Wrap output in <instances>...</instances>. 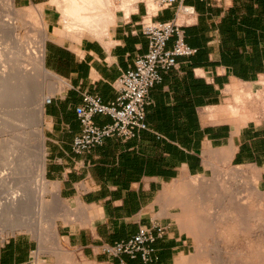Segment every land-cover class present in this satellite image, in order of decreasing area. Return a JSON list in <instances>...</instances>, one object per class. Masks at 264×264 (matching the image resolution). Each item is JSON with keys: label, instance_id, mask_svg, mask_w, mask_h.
Instances as JSON below:
<instances>
[{"label": "crops", "instance_id": "crops-1", "mask_svg": "<svg viewBox=\"0 0 264 264\" xmlns=\"http://www.w3.org/2000/svg\"><path fill=\"white\" fill-rule=\"evenodd\" d=\"M12 1L16 7L42 5L48 26L44 62L57 84L42 121L44 176L78 214L59 229L56 225L64 245L89 264H146L107 256L100 247L158 224L166 233L153 243L150 264H189L197 239L155 209L166 185L206 173L215 157L258 171L264 190V0H185L183 6L193 14L176 7L151 13L141 2L133 11L117 10L100 37L85 33L79 40L60 33L61 12L50 0ZM146 17L183 26L196 53L178 58V68L151 88L148 130L74 153L73 141L81 132L76 107L84 94L97 95L104 104L116 100L114 82L149 50L139 26ZM173 44L174 38L167 48ZM111 121L94 117L99 126ZM35 249L24 234L0 236V264H30ZM193 259L190 264H198Z\"/></svg>", "mask_w": 264, "mask_h": 264}, {"label": "rangeland", "instance_id": "rangeland-1", "mask_svg": "<svg viewBox=\"0 0 264 264\" xmlns=\"http://www.w3.org/2000/svg\"><path fill=\"white\" fill-rule=\"evenodd\" d=\"M6 1L0 0V16L13 15L19 25L21 44L23 42L24 45L0 40L3 45L2 48L0 46V76L6 80L0 84L4 86H0V178L8 176L7 184L0 186V201L18 192L27 198V204L21 215L26 224L16 228L0 225V230H3L0 236L19 233L33 239L36 249L30 264H89L77 251L64 245L56 226V235L50 232L51 220H55L59 229L63 222L74 220L78 214L69 210V206L73 205L60 195L56 201L51 192L56 184L47 181L49 186L44 190L40 189L37 180L35 182L36 164L31 154L32 145H35V128L30 123L32 99L16 81L19 65H26L31 70L34 67L32 71L35 73L36 64L32 58L38 49L39 32L46 30L48 36V26L35 15L36 6L40 5L15 6L16 11L11 14ZM56 1L60 3L58 9L62 17L67 1ZM61 1L65 5H61ZM73 1L69 0L73 10L68 21L75 27L90 26L96 30L95 36H99L103 26L110 21L109 15L117 10L131 11L141 2L148 4L151 13L158 9L157 0H125L124 4H127L123 7V0H79V4L90 5L92 10L77 7ZM98 1L104 3L100 6L101 10L97 7ZM108 9L110 13L106 12ZM88 16L92 17L93 24ZM45 68L48 70L46 65ZM39 79L43 88L41 96L46 101L54 95L56 82L50 77ZM40 127L43 129L42 122ZM259 178V172L248 166L231 165L225 158L214 157L206 173L166 185L155 209L158 214L168 215L182 223L186 231L195 236L198 264H264V190L259 188ZM254 184H257L258 190L253 187ZM56 244L60 250L54 248Z\"/></svg>", "mask_w": 264, "mask_h": 264}, {"label": "built area", "instance_id": "built-area-1", "mask_svg": "<svg viewBox=\"0 0 264 264\" xmlns=\"http://www.w3.org/2000/svg\"><path fill=\"white\" fill-rule=\"evenodd\" d=\"M185 0H157L158 7H176L177 12L186 8V13L193 14L190 7L183 6ZM208 3H220L222 0H203ZM141 32L149 39L148 52L138 57L134 66L124 71L114 82L117 98L111 104H104L97 95L84 94L82 103L75 109L81 126L80 134L74 139V153L87 152L101 145L107 138L117 137L122 140L135 138L141 131L148 130L146 109L152 103L150 90L163 80L164 73L178 68V58L190 57L196 49L186 43L183 26L175 21H154L149 17L139 23ZM174 38L172 48L168 42ZM49 97L45 105L50 103ZM96 115L111 118V123L99 126L94 122ZM165 228L154 224L152 228H142L129 239L114 244H103L100 252L111 257L127 256L141 259L150 264L155 260L152 246L162 239ZM119 264H124L120 260Z\"/></svg>", "mask_w": 264, "mask_h": 264}, {"label": "bare ground", "instance_id": "bare-ground-1", "mask_svg": "<svg viewBox=\"0 0 264 264\" xmlns=\"http://www.w3.org/2000/svg\"><path fill=\"white\" fill-rule=\"evenodd\" d=\"M66 1H65L66 5L64 4V2L62 3V1H61V5L62 4L65 5L64 8H65V12L66 13L62 11L63 12V15L61 17L62 27L60 26L61 27L60 33L65 34L64 36H66V35L72 36V38H74L76 40H79L85 33H93V34H95L94 32H96V30L95 29H91L90 26H86L85 28H80V27H77V26L75 27L72 22L68 21V16L70 15L71 11L73 10V8L71 7L72 8L71 9L70 6H72L73 4L71 2H69V0H66ZM6 2H7V7H8L9 12L11 14H13L12 12L16 11V8H15V6L13 4V1L12 0H7ZM56 2H57L56 0H50L49 4L55 5V6H57L59 8L60 6H58V5L60 3L57 4L58 2L57 3ZM73 2L76 4L77 7H80V8L83 7L85 9H91L92 10V7H90V5H87V4L86 5H81V4H79L80 3L79 0H75ZM104 2H106V1H104ZM124 3H125V0L122 1L121 7H123L124 5L126 6L127 2H126V4H124ZM70 4H72V5H70ZM103 4H104L103 1H98L97 7H99V9H100V6L101 7L104 6ZM151 4H152V6L154 5L153 3H151ZM106 5H108V4L106 3ZM35 9H36L34 11V12H36L35 15L37 14V16L42 20L43 19V15H42L43 7H42V5L41 6H36ZM105 9L107 10V8H105ZM186 11H187L186 8H182V10H181L182 13H186ZM106 12L110 13V10L108 9V11H106ZM114 15L115 14H110L109 15V20L112 21V19H114ZM88 18H89L90 23L93 24L92 17L88 16ZM102 20H103V18H102ZM100 25H101V23H100ZM18 27H19V25L17 23V20L13 17V15L12 16L4 15L3 17L0 16V40H1V38L2 39H6V40H11L12 43H14L15 45H22L23 42L21 44V40H20V37L18 35ZM39 33H40L39 34L40 41L38 42V49H37L36 55L33 56V58H32V59L35 60V64H36L35 65V73H33V71H32L34 69V67L31 70L26 65H19V67L16 68L17 69L16 70V81H17V84L22 87L24 92H27V91L29 92L28 96H29V98L31 97L30 99H32L31 101H32L33 107H32V109H30V123L35 128V130L33 131V135L35 136V138H34L35 145H32L33 149H32V153H31L33 155L34 159H35V164H36L35 165V170H34L35 171L34 172L35 173V175H34L35 178L34 179H35V182L37 180V184L39 185L40 189H44L45 190V189L48 188L49 184L47 183V180H46V178L44 176V172H45L44 133H43V129L40 126H41V122H42L43 117H44V102H46V101L42 98L43 96H41L43 88H42V83H40V79L39 78H42V77L43 78H49L50 77V78L54 79L55 82H56L55 83V88L53 87L54 89H56L57 79H56V76L51 71L47 70L45 68V65H44L45 41L47 39V31L43 30V31H41ZM96 36H98V35H96ZM6 40H4V41H6ZM0 46H1V43H0ZM2 46H1V48H2ZM17 47H19V46H17ZM1 48H0V50H1ZM3 48H5V47H3ZM3 50L5 51V49H2V51ZM16 57H17V55H16ZM17 66H18V64H17ZM4 75H5V73H4ZM4 75L2 74V76H4ZM4 77L7 78V76H4ZM0 79H1L0 80V84L2 83L1 81H4V82L6 81V80H3V77H1V76H0ZM263 81H264V79H263ZM260 85H261V83H260ZM0 86H2V85H0ZM2 87H4V86H2ZM28 92H27V94H28ZM6 178L8 179V176H4V177L0 178V186L7 184ZM256 185L257 184H254L253 187L256 190H258ZM51 192L53 193L54 198L56 199V201H58V199H59L58 188L56 186H54V188L51 190ZM26 201H27V198L23 194H20L18 192L13 193L12 195L9 194L8 197H6L3 201H0V225H3L4 227H12V228L14 227V228H16V227H22L24 224H26L24 221H22V218H21V215L24 213V211L26 209V204H27ZM69 210L72 211L73 207H70ZM55 226H56L55 220H51L50 232H51V234L53 236L56 235ZM0 232H3V230L1 229ZM54 248L55 249H59L60 247H59L58 244H56L54 246ZM195 255L198 256L197 251L196 252L194 251V253H193V255L191 257L192 258H196ZM218 256H220V251L218 253ZM192 258H190L191 261H189V264H190V262L192 263L194 261V259L192 260ZM195 261H196V259H195ZM194 264H196V262Z\"/></svg>", "mask_w": 264, "mask_h": 264}]
</instances>
